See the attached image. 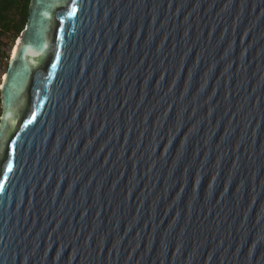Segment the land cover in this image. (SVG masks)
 <instances>
[{
    "label": "water",
    "instance_id": "95a60500",
    "mask_svg": "<svg viewBox=\"0 0 264 264\" xmlns=\"http://www.w3.org/2000/svg\"><path fill=\"white\" fill-rule=\"evenodd\" d=\"M16 42L0 264H264V0H30Z\"/></svg>",
    "mask_w": 264,
    "mask_h": 264
},
{
    "label": "trees",
    "instance_id": "16d2710c",
    "mask_svg": "<svg viewBox=\"0 0 264 264\" xmlns=\"http://www.w3.org/2000/svg\"><path fill=\"white\" fill-rule=\"evenodd\" d=\"M30 0H0V58L24 28ZM13 44V45H12Z\"/></svg>",
    "mask_w": 264,
    "mask_h": 264
},
{
    "label": "built area",
    "instance_id": "2783aa9c",
    "mask_svg": "<svg viewBox=\"0 0 264 264\" xmlns=\"http://www.w3.org/2000/svg\"><path fill=\"white\" fill-rule=\"evenodd\" d=\"M10 58H11V48L5 50L4 56L2 58H0V90L2 87V81L4 79V73H5L7 65L10 61Z\"/></svg>",
    "mask_w": 264,
    "mask_h": 264
},
{
    "label": "bare ground",
    "instance_id": "6f19581e",
    "mask_svg": "<svg viewBox=\"0 0 264 264\" xmlns=\"http://www.w3.org/2000/svg\"><path fill=\"white\" fill-rule=\"evenodd\" d=\"M17 42L14 43V45L11 47V55L13 56L15 51H16V44Z\"/></svg>",
    "mask_w": 264,
    "mask_h": 264
},
{
    "label": "snow or ice",
    "instance_id": "6c2138e0",
    "mask_svg": "<svg viewBox=\"0 0 264 264\" xmlns=\"http://www.w3.org/2000/svg\"><path fill=\"white\" fill-rule=\"evenodd\" d=\"M9 170H11V166L9 165ZM0 187H2V185H0Z\"/></svg>",
    "mask_w": 264,
    "mask_h": 264
},
{
    "label": "rangeland",
    "instance_id": "374dc122",
    "mask_svg": "<svg viewBox=\"0 0 264 264\" xmlns=\"http://www.w3.org/2000/svg\"><path fill=\"white\" fill-rule=\"evenodd\" d=\"M16 41H17V39L14 41V43H15ZM14 43H13V44H14ZM13 44H12V45H13Z\"/></svg>",
    "mask_w": 264,
    "mask_h": 264
}]
</instances>
